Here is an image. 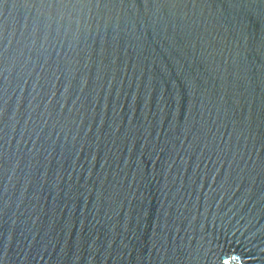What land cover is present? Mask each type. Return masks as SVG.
<instances>
[{
	"label": "water",
	"instance_id": "95a60500",
	"mask_svg": "<svg viewBox=\"0 0 264 264\" xmlns=\"http://www.w3.org/2000/svg\"><path fill=\"white\" fill-rule=\"evenodd\" d=\"M0 264H264V0H0Z\"/></svg>",
	"mask_w": 264,
	"mask_h": 264
}]
</instances>
